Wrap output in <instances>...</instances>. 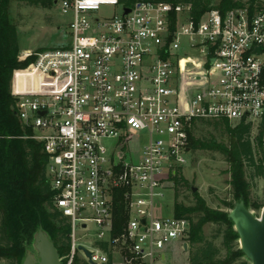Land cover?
<instances>
[{"label": "built area", "instance_id": "obj_1", "mask_svg": "<svg viewBox=\"0 0 264 264\" xmlns=\"http://www.w3.org/2000/svg\"><path fill=\"white\" fill-rule=\"evenodd\" d=\"M58 6L70 16L68 46L36 52L24 80L14 71L12 94L47 156L52 208L70 226L66 264L77 255L90 264L80 244L94 264H172L191 222L162 212L188 163L193 120H264V7L195 17L172 2ZM118 190L128 213L120 233Z\"/></svg>", "mask_w": 264, "mask_h": 264}, {"label": "trees", "instance_id": "obj_2", "mask_svg": "<svg viewBox=\"0 0 264 264\" xmlns=\"http://www.w3.org/2000/svg\"><path fill=\"white\" fill-rule=\"evenodd\" d=\"M13 0H0V258H11V264H19V259L27 251L39 227L49 234L59 254L66 264L65 255L70 252V226L60 213L52 208V191L46 178L47 156L42 143L30 138H17L25 130L16 110V99L12 94L14 71L32 63L35 59L19 60V43L15 30L11 26L9 4ZM54 4V0H49ZM172 2L174 4H190L192 14L199 17L204 12L219 8L225 12L247 4L251 10L264 7V0H221L213 5L212 0H120L126 6L136 2ZM27 73L19 72L17 75ZM212 125L216 132L209 135L196 136L198 123ZM189 147L191 150H210L223 154L240 172L234 179V196L236 202L243 200L247 208L261 209L264 201L250 203L251 183L244 178L260 176L264 179V120L260 123V131L254 135V124L251 122L233 123L228 119L193 120L189 130ZM176 216L188 218L191 222L189 239L192 243L190 264H234L244 253L238 248L239 234L233 229V221L229 213L213 211L205 201L194 192L195 203L187 205L180 201L182 188L188 182L181 172L174 176ZM189 189L192 188L189 186ZM45 207L51 208L47 213ZM114 228L116 233L123 231L128 221V213L124 201V192L118 190L115 199ZM226 225L223 230L226 254L222 256V248L215 244L218 232L212 238L204 236L202 227L207 222ZM222 231V230H221ZM16 232L22 241H14ZM233 235V238L230 237ZM18 254V255H17ZM20 255V256H19ZM241 264H250L248 259ZM22 264V263H21ZM72 264H89L77 255Z\"/></svg>", "mask_w": 264, "mask_h": 264}, {"label": "rangeland", "instance_id": "obj_3", "mask_svg": "<svg viewBox=\"0 0 264 264\" xmlns=\"http://www.w3.org/2000/svg\"><path fill=\"white\" fill-rule=\"evenodd\" d=\"M212 2L213 5H218L221 0H212ZM115 10L119 12V8L104 7L101 10V14H111ZM9 16L11 19V26L17 35L20 47L18 56L21 62L33 58L34 54L38 51L66 47L69 44L70 32L68 24L70 22V16L63 14L60 7L51 3L49 0H13L9 4ZM28 66L29 64L16 69L15 75L18 76V80L22 81L28 76V73L17 75L19 72H25ZM260 123L254 124V135L259 133ZM213 132H216L214 126L202 124L200 122L195 129L196 136L209 135ZM17 138H30L36 140L31 137V132L27 130H25L22 135L17 136ZM186 157L188 163L176 170V173L181 172L188 182V186L182 188L179 200L187 205H193L195 203L194 192L189 189V186L191 187V185H193L197 187L195 192L205 201L206 206L213 211L229 213L236 204L233 182L235 175L240 172L239 168L234 167L232 162L228 161L223 154L215 151L201 149L190 150V152L186 154ZM244 178L251 183L249 192L251 205L258 200L264 201V179L260 176L247 177L246 173ZM174 186L175 183L173 179L170 187L171 189L166 193L163 207L164 212H162L164 215H176ZM250 209L257 216H259L262 211V208L257 209L250 207ZM45 211L50 213L51 208L45 207ZM225 228V224L211 221L205 223L202 227L203 234L207 238H212V236L220 232L214 241L218 247L222 248V256L226 254L225 245L223 243V230ZM233 229L235 230L234 225ZM235 232L237 231L235 230ZM11 236L14 241H22V238L17 232L16 235L13 234ZM232 238L233 235L230 239ZM233 241L238 243V248H240L239 237L233 239ZM187 243V251L180 249V247L174 249L173 253L169 256L172 264H190L192 243L189 237ZM25 244L27 245L26 242ZM32 244L33 242L30 244V249L34 251ZM26 254L27 251L24 252L23 256L19 259V264L24 263ZM68 254L65 255L66 263L68 261ZM240 258L241 259L236 262L247 259L245 255ZM0 263L11 264V258L2 256L0 258Z\"/></svg>", "mask_w": 264, "mask_h": 264}, {"label": "water", "instance_id": "obj_4", "mask_svg": "<svg viewBox=\"0 0 264 264\" xmlns=\"http://www.w3.org/2000/svg\"><path fill=\"white\" fill-rule=\"evenodd\" d=\"M60 0H54V4L58 5ZM131 8L126 7L125 13H129ZM188 150H191L188 148ZM193 192L197 187L191 185ZM229 217L234 223L235 230L239 234L240 249L251 264H264V206L259 216L247 208L245 202L240 200L236 202L234 208L229 212ZM32 247L27 244V254L23 264H63V260L59 251L50 238L49 234L39 227L33 240ZM185 250L188 249L187 244L184 245ZM89 258L90 264H94L92 260V252L84 245L78 246Z\"/></svg>", "mask_w": 264, "mask_h": 264}, {"label": "crops", "instance_id": "obj_5", "mask_svg": "<svg viewBox=\"0 0 264 264\" xmlns=\"http://www.w3.org/2000/svg\"><path fill=\"white\" fill-rule=\"evenodd\" d=\"M187 247H188V246H187ZM187 250H188V249H187ZM187 250H186V251H187ZM0 264H1V263H0Z\"/></svg>", "mask_w": 264, "mask_h": 264}]
</instances>
